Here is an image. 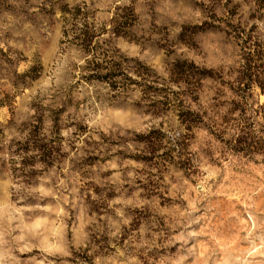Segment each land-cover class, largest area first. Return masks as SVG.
Instances as JSON below:
<instances>
[{"label":"rangeland","instance_id":"374dc122","mask_svg":"<svg viewBox=\"0 0 264 264\" xmlns=\"http://www.w3.org/2000/svg\"><path fill=\"white\" fill-rule=\"evenodd\" d=\"M253 45L264 0H0V264H264V154L203 126L174 146L163 102L174 60L232 80ZM115 49L153 87L87 77ZM218 87L199 102L223 126Z\"/></svg>","mask_w":264,"mask_h":264},{"label":"trees","instance_id":"16d2710c","mask_svg":"<svg viewBox=\"0 0 264 264\" xmlns=\"http://www.w3.org/2000/svg\"><path fill=\"white\" fill-rule=\"evenodd\" d=\"M114 32L119 33L117 29H114ZM83 35L84 49L90 50L89 44L92 41V34L85 31ZM134 61L133 65L129 64V59L119 54L115 49L101 60L95 57L87 58L84 67L89 69L87 77L105 80L112 88L123 85L124 80H118L117 77L128 78L130 82L153 87L147 82L148 77L153 75L152 70L139 60L135 59ZM239 64L238 74L232 80H224L222 74H216L210 68L198 66L192 60L178 58L171 63L169 80L176 83L178 87L175 90L171 89L172 95L165 96L163 102L174 103L172 109L176 110L177 127L180 130L177 131L176 136H172L173 134L168 136L175 143L174 146L191 137L194 128L203 126L208 132L220 139H223L226 134L229 135L232 142L231 147L236 151L264 154V104L253 107L249 101L254 85H258L260 91L264 93L263 50L257 45L247 46L241 54ZM126 69H130L138 75L140 80L128 74ZM156 78L154 76L152 81L157 80ZM208 78L218 80L231 93V97L220 101V97L225 95V90L218 87L215 94L211 96V99L216 100L215 105L224 104V101L228 104L226 112L220 115L221 123L225 122L223 126H218V122L210 118L207 106H202L199 102L202 98L204 81ZM119 81L120 83H118ZM193 103L197 105L196 108L191 106ZM235 110L239 111L238 116L226 115ZM153 132L155 129H151L144 136L153 135ZM161 134L166 136L164 132Z\"/></svg>","mask_w":264,"mask_h":264},{"label":"clouds","instance_id":"9594fccd","mask_svg":"<svg viewBox=\"0 0 264 264\" xmlns=\"http://www.w3.org/2000/svg\"><path fill=\"white\" fill-rule=\"evenodd\" d=\"M193 235H194V233H193Z\"/></svg>","mask_w":264,"mask_h":264}]
</instances>
